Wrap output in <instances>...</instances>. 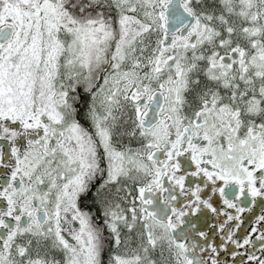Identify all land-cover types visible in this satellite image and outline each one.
<instances>
[{"label":"snow or ice","instance_id":"snow-or-ice-1","mask_svg":"<svg viewBox=\"0 0 264 264\" xmlns=\"http://www.w3.org/2000/svg\"><path fill=\"white\" fill-rule=\"evenodd\" d=\"M0 264H264V0H0Z\"/></svg>","mask_w":264,"mask_h":264}]
</instances>
